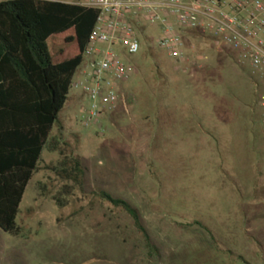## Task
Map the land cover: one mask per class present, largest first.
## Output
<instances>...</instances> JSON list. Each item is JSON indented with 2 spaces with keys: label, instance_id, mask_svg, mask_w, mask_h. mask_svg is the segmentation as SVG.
I'll use <instances>...</instances> for the list:
<instances>
[{
  "label": "rangeland",
  "instance_id": "1",
  "mask_svg": "<svg viewBox=\"0 0 264 264\" xmlns=\"http://www.w3.org/2000/svg\"><path fill=\"white\" fill-rule=\"evenodd\" d=\"M146 32L151 45L124 60L135 68L119 89L127 107L101 130L83 127L85 98L70 91L58 151H43L20 204L21 236L0 230V264H264L260 79L199 34L178 63L159 50L158 29ZM65 155L88 169L68 195L54 171ZM96 190L139 210L160 258Z\"/></svg>",
  "mask_w": 264,
  "mask_h": 264
},
{
  "label": "trees",
  "instance_id": "2",
  "mask_svg": "<svg viewBox=\"0 0 264 264\" xmlns=\"http://www.w3.org/2000/svg\"><path fill=\"white\" fill-rule=\"evenodd\" d=\"M98 14L68 2L0 3V230L12 237L22 234L16 222L20 204L43 151H58L52 132ZM146 44L142 40L141 45ZM54 171L68 182L67 195L83 188L88 173L79 158L66 155ZM94 196L126 213L143 238L148 257L160 258V248L137 208L103 190H96Z\"/></svg>",
  "mask_w": 264,
  "mask_h": 264
},
{
  "label": "built area",
  "instance_id": "3",
  "mask_svg": "<svg viewBox=\"0 0 264 264\" xmlns=\"http://www.w3.org/2000/svg\"><path fill=\"white\" fill-rule=\"evenodd\" d=\"M11 0H0V3ZM51 1V0H49ZM71 4L98 11L95 27L70 90L80 91L86 108L85 129H102L107 113L120 102V87L135 68L124 62L137 56L142 40L151 45L148 29H158L157 46L175 62L188 60L186 40L199 34L231 53L238 65L249 66L264 88V0H71ZM258 105L263 110L264 93Z\"/></svg>",
  "mask_w": 264,
  "mask_h": 264
},
{
  "label": "crops",
  "instance_id": "4",
  "mask_svg": "<svg viewBox=\"0 0 264 264\" xmlns=\"http://www.w3.org/2000/svg\"><path fill=\"white\" fill-rule=\"evenodd\" d=\"M51 1H55V0H51ZM60 121H63L62 119H60ZM188 130H191V129H189V128H187Z\"/></svg>",
  "mask_w": 264,
  "mask_h": 264
}]
</instances>
